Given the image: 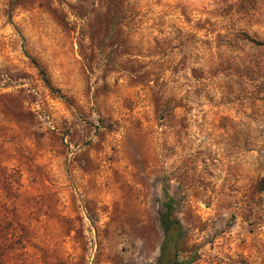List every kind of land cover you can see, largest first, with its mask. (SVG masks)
Here are the masks:
<instances>
[{"label":"rangeland","instance_id":"374dc122","mask_svg":"<svg viewBox=\"0 0 264 264\" xmlns=\"http://www.w3.org/2000/svg\"><path fill=\"white\" fill-rule=\"evenodd\" d=\"M0 264H264V0H0Z\"/></svg>","mask_w":264,"mask_h":264},{"label":"trees","instance_id":"16d2710c","mask_svg":"<svg viewBox=\"0 0 264 264\" xmlns=\"http://www.w3.org/2000/svg\"><path fill=\"white\" fill-rule=\"evenodd\" d=\"M33 63L35 64V66L38 67L36 61H33ZM39 72L43 76L44 81L47 82V79L42 69H39ZM168 200L169 202L166 204L165 212H162L159 216L160 225L165 234L161 245L160 254V261L162 262H164L165 260L169 261L171 259V257L169 256V252L165 253L166 247H175V244L180 236V223L176 218L172 217L173 199L169 198Z\"/></svg>","mask_w":264,"mask_h":264}]
</instances>
